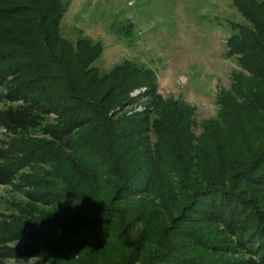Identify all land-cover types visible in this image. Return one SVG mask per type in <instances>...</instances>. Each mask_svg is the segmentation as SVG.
<instances>
[{
    "label": "trees",
    "instance_id": "1",
    "mask_svg": "<svg viewBox=\"0 0 264 264\" xmlns=\"http://www.w3.org/2000/svg\"><path fill=\"white\" fill-rule=\"evenodd\" d=\"M1 1L0 20L30 26L35 38L0 30V127L10 132L33 131L48 141L37 147L0 140V184L12 186L30 202L57 207L64 216L57 220L0 212V264L82 247L100 253L115 251L111 263L103 255L99 264H264V125L261 122L259 128L252 114L264 109V104L256 94L242 95L238 89L234 93L242 83L241 74L235 77L234 89L217 97L218 119L206 123V130L222 131L219 144L208 155L201 148L204 136L195 137L180 122L185 117L181 111L191 107L161 99L154 73L134 64L110 69L113 74L126 68L132 77H118L119 89L146 87L153 102V111L123 119L108 114L109 99L102 94L98 99L85 90L83 79L106 78L90 66L102 46L87 37L72 44L62 36L59 23L67 0H53L52 6L49 0ZM244 34L248 45L237 50L241 53L238 64L250 78L264 82V38L233 26L232 37L239 35L242 41ZM249 52L253 56L248 59ZM155 112L158 117L151 120ZM50 115L53 122L46 120ZM83 128L85 136L91 135L79 142L77 132ZM152 131L157 138L148 149ZM184 131L186 136L177 137ZM135 136L141 148L132 143ZM53 143L69 163L68 174L25 171L46 164ZM131 151L136 152L130 155ZM191 158L196 160L194 174L201 179L192 187L186 168ZM172 165L180 176L177 183L168 176ZM57 177L60 182H55ZM103 188H107L105 194ZM176 188L180 194L175 195ZM152 193L174 194L176 211L164 215L155 210L158 205L142 197ZM195 223L215 226L223 240L211 241L187 226ZM195 248L244 256L219 261L197 256Z\"/></svg>",
    "mask_w": 264,
    "mask_h": 264
},
{
    "label": "rangeland",
    "instance_id": "2",
    "mask_svg": "<svg viewBox=\"0 0 264 264\" xmlns=\"http://www.w3.org/2000/svg\"><path fill=\"white\" fill-rule=\"evenodd\" d=\"M252 1L253 4H251ZM260 1L262 0H67V9L61 17L59 29L62 36L72 44H75L79 37H87L92 43H100L102 46L101 53L90 66L96 69L97 74L106 75V78L103 81L99 79V82L91 78L83 79L82 85L92 96L100 99L103 95L105 100L109 99L108 114L110 116L114 115L115 118L123 119L125 116L138 115L146 109L152 108L153 111V102L145 91L146 87L138 86L129 88L130 90L126 89L127 91L119 89V85L122 84L119 79L121 75L126 74L129 79L132 77L126 68L110 74V69L115 65L132 66L134 64L143 71L154 73L158 81L157 93L161 99L177 101L181 103V108L191 107V111L187 109V111H181L184 112L185 117L181 116L180 122L183 125L186 124L187 129L195 137L204 136L200 142L204 144L201 148L202 150L206 148L209 155L219 144L218 133L222 131L217 130L216 127L206 130L205 126L207 122L218 119L219 106L216 99L222 91L231 90L235 86L237 82L235 77L241 74L243 80L239 86L233 88L234 93L238 89L242 95L246 92L256 94L261 104H264V82L250 78V73L240 68L238 64L241 53L237 50L248 45L246 44L248 40L245 39L247 34H244L242 41L239 38L240 34L231 36L233 26H237L242 31L246 29L256 32L259 39L264 38V0L262 4L259 3ZM1 2L15 4L17 0ZM51 2L53 0L48 1V6H52ZM0 30L22 38H35L33 29L22 22L0 20ZM229 52L232 54L227 56ZM246 54L248 59L253 56L252 52ZM241 97L244 99L243 96ZM118 99L121 100L118 102ZM243 99L239 98L240 101ZM252 114L256 118L257 126L262 128L264 109H259ZM150 116L151 120L158 117L156 112ZM53 118L54 116L50 115L46 120L53 122ZM85 132H87L85 128L78 130L77 141L80 142L83 139ZM184 136H186L185 131L177 135L180 139ZM156 138L157 135L153 131L149 133L146 142L148 145L145 144L148 149ZM184 139L180 142H184ZM0 140L21 145L29 143L30 146L37 147H41L48 141L47 138L42 139L33 131L10 132L1 127ZM132 143L136 144L137 148L142 147L138 136L132 138ZM55 146L54 143L49 145L48 149L52 152L46 164H37L34 168H27L25 171L52 170L68 174L65 170L69 163L64 159V153L55 149ZM133 152L136 151H131L130 155ZM126 158H129V155ZM186 165L187 173H189L187 179L191 187L195 186L201 180L194 174L197 168L196 160L191 158ZM175 168L176 166L172 165L168 176L170 180L177 183L181 180L180 176L174 173ZM184 171L181 169V172L184 173ZM102 176L106 177V175ZM60 181V178H55V182ZM177 189H175V195L180 194ZM103 190L102 193L105 194L107 188ZM175 195L160 197L152 193L142 197L145 201L150 200L157 204L158 207L153 208L164 214L168 211L170 213L176 211L178 204ZM137 200L142 206V200ZM0 212L24 216L41 215L51 219L58 218L57 220L64 216L58 212L57 207L30 202L22 192L3 184H0ZM151 223L155 226V222ZM187 226L211 241H220L224 238L213 225L195 223ZM113 252H107V249L100 253L99 250L92 251L86 247L72 248L46 256L10 259L7 263L99 264L103 255L111 263ZM193 253L201 258H216L219 261L244 256L222 252L213 254L200 248H195Z\"/></svg>",
    "mask_w": 264,
    "mask_h": 264
}]
</instances>
